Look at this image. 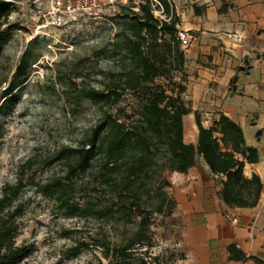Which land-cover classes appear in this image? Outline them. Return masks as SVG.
Here are the masks:
<instances>
[{"label":"rangeland","instance_id":"1","mask_svg":"<svg viewBox=\"0 0 264 264\" xmlns=\"http://www.w3.org/2000/svg\"><path fill=\"white\" fill-rule=\"evenodd\" d=\"M6 1L12 13L0 45V197L5 188H20L11 200L12 208L22 209L16 244L32 252L25 264H106L105 248L125 244L140 217L126 211L127 218H98L95 209L110 196L97 167L70 175L67 163L100 119L83 90L99 88L101 73L114 67L117 15L132 4L106 0L86 11L57 13L50 0ZM154 15L164 18L158 10ZM136 102L127 93L114 110L129 111ZM164 161L160 154L153 170ZM54 182H60L69 207L58 194L46 193ZM142 201L148 209L159 202L152 193ZM179 232L173 216L153 213L150 255L177 264Z\"/></svg>","mask_w":264,"mask_h":264},{"label":"trees","instance_id":"2","mask_svg":"<svg viewBox=\"0 0 264 264\" xmlns=\"http://www.w3.org/2000/svg\"><path fill=\"white\" fill-rule=\"evenodd\" d=\"M130 3L132 6L124 7L117 15L119 28L111 44L114 67L101 73L99 88L83 90L84 97L98 106L100 119L81 147L68 157L67 165L70 175L97 167L102 187L110 196L106 206L95 209L98 218H127L126 211L140 217L125 244L105 248L106 264H161L160 257L149 252L154 248L150 226L153 213L172 216L176 208V200L166 191L170 182L165 172L187 173L196 157H202L214 175L224 176L218 196L229 207H256L264 186L258 175H244L246 163L258 162V150L246 144L242 128L229 117L221 114L212 127L205 128L195 113L197 144L184 142L183 118L191 108L184 99L188 75L185 49L178 38L180 18L171 0ZM156 10L164 18H157ZM11 13L12 5L0 0V45L2 29ZM17 76H25L23 67ZM127 93L136 97L137 104L129 111L114 110ZM160 154L165 161L155 172ZM154 174L158 177L153 184L146 183ZM19 191V187L5 188L0 197V264H25L32 254L27 246L16 244V219L22 209L12 208L11 200ZM45 191L58 194L69 207L60 182L47 186ZM145 193L159 200L156 208H145ZM227 252L232 261L252 259L255 264H264L257 257H247L233 243L227 246ZM183 258L181 254L177 261Z\"/></svg>","mask_w":264,"mask_h":264},{"label":"crops","instance_id":"3","mask_svg":"<svg viewBox=\"0 0 264 264\" xmlns=\"http://www.w3.org/2000/svg\"><path fill=\"white\" fill-rule=\"evenodd\" d=\"M171 2L178 29L192 37L184 50V99L191 108L183 118L184 142L197 144L195 113L205 128L221 114L229 117L242 128L246 144L258 150V162L246 163L244 175H258L264 186V0ZM256 130L262 131L260 140ZM166 178V191L176 200L172 216L180 225L176 245L184 254L177 264H255L229 260L232 243L247 257L264 261V187L256 207H229L218 196L223 178L200 156L187 173L167 172Z\"/></svg>","mask_w":264,"mask_h":264},{"label":"built area","instance_id":"4","mask_svg":"<svg viewBox=\"0 0 264 264\" xmlns=\"http://www.w3.org/2000/svg\"><path fill=\"white\" fill-rule=\"evenodd\" d=\"M51 7L58 12H72V11H86L92 8H96L99 5L106 2V0H50ZM178 38L181 42V45L184 49H187L191 42L192 37L188 32L179 30ZM219 178H224V176L217 175Z\"/></svg>","mask_w":264,"mask_h":264},{"label":"water","instance_id":"5","mask_svg":"<svg viewBox=\"0 0 264 264\" xmlns=\"http://www.w3.org/2000/svg\"><path fill=\"white\" fill-rule=\"evenodd\" d=\"M236 81H237V77H235L234 79H233V82L234 83H236ZM233 90H236V86L234 85V87H233ZM261 134H262V131L261 130H258L257 132H256V137H257V140H260V136H261Z\"/></svg>","mask_w":264,"mask_h":264}]
</instances>
